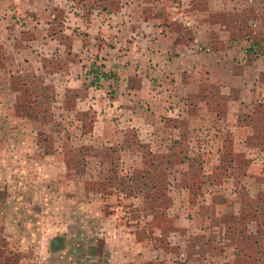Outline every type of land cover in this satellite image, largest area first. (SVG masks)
I'll return each mask as SVG.
<instances>
[{"label": "rangeland", "instance_id": "rangeland-1", "mask_svg": "<svg viewBox=\"0 0 264 264\" xmlns=\"http://www.w3.org/2000/svg\"><path fill=\"white\" fill-rule=\"evenodd\" d=\"M109 5L174 31L191 86L167 116L100 121L47 74L61 62L0 43V264H264V0Z\"/></svg>", "mask_w": 264, "mask_h": 264}, {"label": "crops", "instance_id": "crops-1", "mask_svg": "<svg viewBox=\"0 0 264 264\" xmlns=\"http://www.w3.org/2000/svg\"><path fill=\"white\" fill-rule=\"evenodd\" d=\"M22 1L26 19L21 26L13 18L17 0H0V43L13 53L32 55L29 60L37 62L40 71L49 69V63L61 62L56 72L47 74L59 75L55 81L60 89L76 93L85 110L96 112L98 120L133 123L139 121L140 112L150 110L153 117L167 116L169 104H181L177 90L185 92L183 89L191 85L170 73L177 70L175 64L181 62L183 54L175 43L178 36L149 25L141 5L138 15L130 11L131 7L127 15L122 12L124 7L116 15L109 5L113 0H101L92 6L80 0ZM122 45L126 50L116 53ZM90 52L96 62H102L100 69L107 74L97 87L87 83L83 71L86 67L82 58ZM115 61L118 63L113 68ZM148 62L154 64V70L147 69ZM114 69L117 75L111 76L109 71ZM153 74L160 79L152 80Z\"/></svg>", "mask_w": 264, "mask_h": 264}, {"label": "trees", "instance_id": "trees-1", "mask_svg": "<svg viewBox=\"0 0 264 264\" xmlns=\"http://www.w3.org/2000/svg\"><path fill=\"white\" fill-rule=\"evenodd\" d=\"M102 76L106 77V76H107V74H106V73H102Z\"/></svg>", "mask_w": 264, "mask_h": 264}]
</instances>
